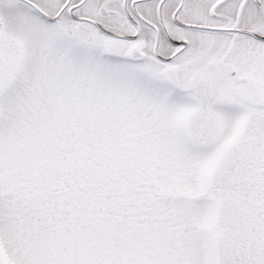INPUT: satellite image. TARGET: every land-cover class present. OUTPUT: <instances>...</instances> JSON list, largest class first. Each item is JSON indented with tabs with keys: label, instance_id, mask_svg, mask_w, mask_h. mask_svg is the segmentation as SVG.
I'll return each mask as SVG.
<instances>
[{
	"label": "snow or ice",
	"instance_id": "snow-or-ice-1",
	"mask_svg": "<svg viewBox=\"0 0 264 264\" xmlns=\"http://www.w3.org/2000/svg\"><path fill=\"white\" fill-rule=\"evenodd\" d=\"M0 264H264V0H0Z\"/></svg>",
	"mask_w": 264,
	"mask_h": 264
}]
</instances>
